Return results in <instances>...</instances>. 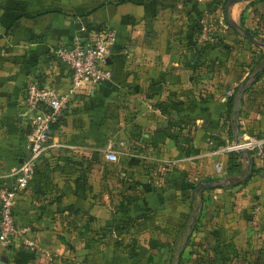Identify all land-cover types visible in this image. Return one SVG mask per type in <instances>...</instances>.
<instances>
[{"label":"crops","instance_id":"crops-1","mask_svg":"<svg viewBox=\"0 0 264 264\" xmlns=\"http://www.w3.org/2000/svg\"><path fill=\"white\" fill-rule=\"evenodd\" d=\"M257 9L258 44L257 36L245 35L258 26ZM227 18L233 27L223 23L221 7L212 0H0V169L9 186L15 183L11 174L27 155L32 114L24 106L26 86L36 83L66 92L69 71L53 51L75 35L102 28L114 33L111 82L75 96L60 121L56 138L66 141L72 161L62 158L64 151L54 147L55 141L50 144V138L36 172L18 195L15 222L26 231L10 245L7 264L18 252L34 254L28 264H38L39 251L63 247L56 235L68 234L74 220L66 206L85 204L82 209L90 213L92 204L105 199V164L116 165L121 176L137 174L142 180L147 178L138 175L144 168L141 160L175 167L185 184L192 185L212 177L217 160L223 164L212 153L216 143L226 145L253 134L264 137V0H233L227 4ZM206 21L215 26L219 44L209 46L193 38L194 27ZM249 87L246 98L233 99L228 110L226 92L243 93ZM254 87L256 98L249 94ZM99 88L116 91L108 141L109 122L103 115L95 116L92 129L86 125L82 131L74 115L77 108L87 112L90 104L84 96ZM101 111L99 104L97 114ZM235 111L242 116L233 118ZM108 146L117 153L116 163L104 159ZM76 148L87 156L83 161L74 162ZM90 151L98 152L92 163L87 162ZM241 158L249 174L246 182L228 179L226 193L211 196L219 204L217 214L226 215L212 226L214 251L241 247L252 252L263 242L264 173L255 159L248 165ZM77 179H84L83 185H77ZM164 182L168 178L156 185ZM141 188L137 211L150 203L164 205L173 197L171 190L154 194L146 181ZM24 239L33 246L24 247Z\"/></svg>","mask_w":264,"mask_h":264},{"label":"rangeland","instance_id":"rangeland-1","mask_svg":"<svg viewBox=\"0 0 264 264\" xmlns=\"http://www.w3.org/2000/svg\"><path fill=\"white\" fill-rule=\"evenodd\" d=\"M256 12L258 16L255 22L258 26L252 30L253 27H250L246 32L250 36H257L256 44H258L261 43V9H257ZM205 23L212 28V31L215 30L211 22ZM102 30L103 28L89 35H100ZM255 77L259 76L255 75ZM249 82L246 80L247 86ZM254 88L249 94L256 98L258 89ZM242 90L243 93H239L237 89L231 97L239 101L245 97L250 87ZM115 93L113 89L99 88L84 96L88 99L90 107L88 110L83 107L87 112H83L81 108L75 111L74 115L79 118L77 129L82 131L86 125L91 128L92 125H96L93 121L95 116L103 115L106 124L109 122L106 129L108 141L113 132L112 126L115 119V103L113 102ZM99 104L104 111L97 114ZM240 116L242 115L239 111L232 114L235 119ZM60 124L59 122L52 130L53 133H50L49 137L52 138L50 144L55 141L54 147L64 151L62 158L72 161L66 153L71 150L66 141H62L61 137L56 138ZM240 127L238 125V128ZM221 146L211 147L214 156L223 160L222 173L217 174L214 165L212 177H205L192 185L185 184L183 174L175 167L161 168L150 163L143 164L144 160H141L142 162L139 160L141 167L144 168L138 175H145L147 178L142 180L137 174L121 176L123 172L116 170V165L105 164V199L92 204L90 213L84 211L85 208L82 209L85 204H82L83 206L76 204L75 207L66 206L68 211L74 214L72 230L68 234L56 235L57 242L62 243L63 247L55 246L48 251H39L36 254L38 264H264V238L261 246L252 252L241 247L239 249L220 247L214 251L210 245L214 242L213 224L217 222V218L225 220L223 218L226 216L224 213L222 216L217 214L219 204L211 196L225 194L229 185L224 186V182L228 179L236 178L240 182H246L249 174L242 169L241 156L246 158L248 165H253L252 162H254V157L245 153L240 155L225 153L220 156L216 151ZM75 150L74 162L83 161L87 157L80 153L79 148ZM231 154L235 156L229 162L228 157ZM90 156L87 162H95L98 152L90 151ZM220 162L217 160L215 164ZM163 178H168V182L157 186L156 183L160 184ZM145 181L152 187L151 191L154 194L171 190L173 197L169 203L164 205L150 203L145 210L137 211L136 207L140 203L137 199L143 193L141 185ZM76 183L79 186L83 185L84 179H77ZM208 183L211 184V188L197 192L200 185ZM61 225L63 227V223ZM262 228L264 232V226ZM11 258L8 248L0 249L1 263L7 264Z\"/></svg>","mask_w":264,"mask_h":264},{"label":"built area","instance_id":"built-area-1","mask_svg":"<svg viewBox=\"0 0 264 264\" xmlns=\"http://www.w3.org/2000/svg\"><path fill=\"white\" fill-rule=\"evenodd\" d=\"M214 30L208 24L201 26L199 41L209 44L214 42ZM114 44L113 33L103 29L97 36L75 35L70 42L57 47L54 56L69 71V87L66 92L54 88L41 87L36 83L26 86L24 106L32 114L30 130L26 135V157L11 176L15 177L13 185L5 183V176L0 169V249L8 248L26 230L20 229L14 217V208L19 193L27 186L33 177L38 163L48 149L49 136L52 128L59 124L63 114L68 110L72 99L85 93L89 87L105 85L112 80L110 69L111 49ZM232 96L226 92V98ZM220 156L227 153H246L254 157L264 173V137L251 135L237 139L217 148ZM104 159L107 163L117 162V153L108 146ZM223 164H215V172L221 174ZM24 247L33 246L24 239Z\"/></svg>","mask_w":264,"mask_h":264},{"label":"trees","instance_id":"trees-1","mask_svg":"<svg viewBox=\"0 0 264 264\" xmlns=\"http://www.w3.org/2000/svg\"><path fill=\"white\" fill-rule=\"evenodd\" d=\"M232 1L233 0H213V4L214 5H216L217 7L218 6L221 7V11H222V15H223V23L225 25H227V26H230V27H233V26H232V24L230 23V21L227 18V4L228 3H231ZM200 31H201V27H200V25L197 24L196 27H194V29H193V35L192 36H193L194 39L195 38L197 39V37H199ZM213 38L214 39L216 38L215 37V33H214ZM217 44H219V40H217L216 42L214 40L213 43H209L207 45L214 46V45H217ZM233 99L234 98H232V97H230V98L227 99V105L229 106L228 107V110L230 109V103H231V101ZM54 128H55V126L52 128V130ZM221 145H223V144L222 143H216V146H221ZM237 154L240 155V153H237ZM234 156H235L234 154L229 155V157H228L229 160L228 161L229 162L232 161V158H234ZM34 259H35L34 254L26 253V252H18V253H16V255L14 257V259L12 261V264H28L31 261H33Z\"/></svg>","mask_w":264,"mask_h":264},{"label":"water","instance_id":"water-1","mask_svg":"<svg viewBox=\"0 0 264 264\" xmlns=\"http://www.w3.org/2000/svg\"><path fill=\"white\" fill-rule=\"evenodd\" d=\"M75 28L77 30H79L80 29V24H76ZM245 35L250 37V35L248 33H245ZM107 85H109V83H107ZM209 188H211V184H209V183L208 184H204V185H200L199 188L197 189V192L200 191V190L209 189ZM8 249H12V246H9ZM0 264H3V263L0 262Z\"/></svg>","mask_w":264,"mask_h":264}]
</instances>
